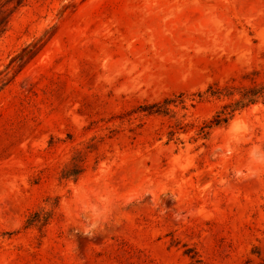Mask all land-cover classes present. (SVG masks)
Returning <instances> with one entry per match:
<instances>
[{"label": "rangeland", "instance_id": "1", "mask_svg": "<svg viewBox=\"0 0 264 264\" xmlns=\"http://www.w3.org/2000/svg\"><path fill=\"white\" fill-rule=\"evenodd\" d=\"M0 264H264V0H0Z\"/></svg>", "mask_w": 264, "mask_h": 264}, {"label": "trees", "instance_id": "2", "mask_svg": "<svg viewBox=\"0 0 264 264\" xmlns=\"http://www.w3.org/2000/svg\"><path fill=\"white\" fill-rule=\"evenodd\" d=\"M220 123H221V120H218V121L216 122V125H220Z\"/></svg>", "mask_w": 264, "mask_h": 264}, {"label": "clouds", "instance_id": "3", "mask_svg": "<svg viewBox=\"0 0 264 264\" xmlns=\"http://www.w3.org/2000/svg\"><path fill=\"white\" fill-rule=\"evenodd\" d=\"M93 227H94V226H93ZM84 234H85V235H88L89 233H88V231H86Z\"/></svg>", "mask_w": 264, "mask_h": 264}]
</instances>
